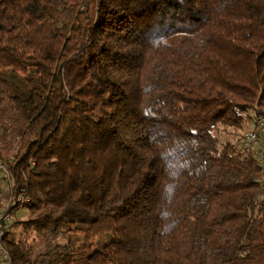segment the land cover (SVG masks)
<instances>
[{"label":"trees","instance_id":"16d2710c","mask_svg":"<svg viewBox=\"0 0 264 264\" xmlns=\"http://www.w3.org/2000/svg\"><path fill=\"white\" fill-rule=\"evenodd\" d=\"M246 119L264 122V0H0L11 263L264 264Z\"/></svg>","mask_w":264,"mask_h":264},{"label":"built area","instance_id":"2783aa9c","mask_svg":"<svg viewBox=\"0 0 264 264\" xmlns=\"http://www.w3.org/2000/svg\"><path fill=\"white\" fill-rule=\"evenodd\" d=\"M258 124H259V127L257 129L249 131L243 136H241L239 145L245 147V146L250 145L251 143H256L257 144L256 158L259 163H262L264 160V122L259 121ZM1 173L7 175V172L5 171V167L2 164H0V174ZM8 222H9V215L3 209L2 211H0V261H1V264H12L7 251L4 249L1 243V238L3 236L4 229L7 226Z\"/></svg>","mask_w":264,"mask_h":264},{"label":"rangeland","instance_id":"374dc122","mask_svg":"<svg viewBox=\"0 0 264 264\" xmlns=\"http://www.w3.org/2000/svg\"><path fill=\"white\" fill-rule=\"evenodd\" d=\"M252 122L253 120L251 119H246L242 122V126L240 129H238V131L242 132L243 135L246 134L247 132L250 131L251 127H252ZM227 132H224L222 130H217L215 132V134L217 135L218 139L220 141H223L225 139H232L234 140V138H232V135ZM240 137H238V141H240ZM253 144V143H252ZM255 145V151L257 149V144L254 143ZM260 164H263V163H260ZM9 189V187L7 186V184H2L1 185V190L6 192L7 190ZM2 193V192H0ZM5 194V193H3ZM26 214V209L25 207H19L15 212H14V215L13 216H19V217H23L24 215ZM11 218V217H10ZM67 238L68 240L70 241V243L74 246V247H77L82 241H83V236L81 233L79 232H73V233H68L67 234ZM106 241V238H99V239H94L93 242L91 243V246L90 248L91 249H94V248H97L98 246H100L102 243H104Z\"/></svg>","mask_w":264,"mask_h":264}]
</instances>
